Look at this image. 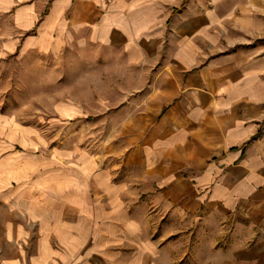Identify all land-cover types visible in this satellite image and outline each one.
Listing matches in <instances>:
<instances>
[{
  "label": "crops",
  "instance_id": "crops-1",
  "mask_svg": "<svg viewBox=\"0 0 264 264\" xmlns=\"http://www.w3.org/2000/svg\"><path fill=\"white\" fill-rule=\"evenodd\" d=\"M0 14L6 53L119 58L135 100L121 128L142 131L140 179L119 187L144 201L93 219L71 260L44 240L34 264H264V0H0ZM16 215L0 246H19Z\"/></svg>",
  "mask_w": 264,
  "mask_h": 264
},
{
  "label": "rangeland",
  "instance_id": "rangeland-1",
  "mask_svg": "<svg viewBox=\"0 0 264 264\" xmlns=\"http://www.w3.org/2000/svg\"><path fill=\"white\" fill-rule=\"evenodd\" d=\"M12 30L10 18L0 14V237L12 229L14 213L20 214L19 246H0V264H34L30 255L42 253L44 240L60 249L64 256L58 259L71 260L92 241L93 219L124 217L117 201H144L134 189L119 187L140 179L142 131L130 135L121 128L130 116L123 107L135 100L126 96L119 58L72 49L56 55L6 53L2 42ZM99 169L106 183L93 185ZM109 176L117 189L109 188ZM78 187L86 193H77ZM136 213L144 217V211ZM26 229L31 233L26 235Z\"/></svg>",
  "mask_w": 264,
  "mask_h": 264
}]
</instances>
